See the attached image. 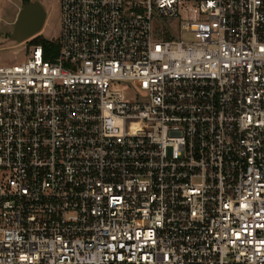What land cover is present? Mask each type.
I'll return each instance as SVG.
<instances>
[{"label":"built area","instance_id":"2783aa9c","mask_svg":"<svg viewBox=\"0 0 264 264\" xmlns=\"http://www.w3.org/2000/svg\"><path fill=\"white\" fill-rule=\"evenodd\" d=\"M60 15L0 60V264H264V0Z\"/></svg>","mask_w":264,"mask_h":264},{"label":"rangeland","instance_id":"374dc122","mask_svg":"<svg viewBox=\"0 0 264 264\" xmlns=\"http://www.w3.org/2000/svg\"><path fill=\"white\" fill-rule=\"evenodd\" d=\"M39 1L47 12V20L41 32L38 35L19 43L11 39L14 25L18 14L25 4L24 0H3L0 10V60L5 65H16L26 61L30 55V50L34 42L43 39L56 42L61 29L60 0H30ZM185 16V14H183ZM158 23L164 24L160 19ZM168 22L172 20H167ZM157 23V22H156ZM177 27H175V30ZM183 38L189 40L191 36L183 35ZM36 40V41H35ZM121 90L129 102H133L137 92L133 85L122 84Z\"/></svg>","mask_w":264,"mask_h":264},{"label":"water","instance_id":"95a60500","mask_svg":"<svg viewBox=\"0 0 264 264\" xmlns=\"http://www.w3.org/2000/svg\"><path fill=\"white\" fill-rule=\"evenodd\" d=\"M47 20V12L39 1L23 5L17 16L11 39L19 43L36 36L43 29Z\"/></svg>","mask_w":264,"mask_h":264},{"label":"trees","instance_id":"16d2710c","mask_svg":"<svg viewBox=\"0 0 264 264\" xmlns=\"http://www.w3.org/2000/svg\"><path fill=\"white\" fill-rule=\"evenodd\" d=\"M25 3L30 2V0H24ZM36 41V40H35ZM34 45H42L44 48L45 58L48 60H52L53 58H56L59 54L60 47L59 45L54 41H49L46 39H43L42 41L34 42Z\"/></svg>","mask_w":264,"mask_h":264}]
</instances>
